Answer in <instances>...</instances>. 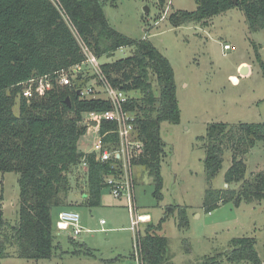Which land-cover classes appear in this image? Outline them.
<instances>
[{
	"label": "trees",
	"instance_id": "obj_1",
	"mask_svg": "<svg viewBox=\"0 0 264 264\" xmlns=\"http://www.w3.org/2000/svg\"><path fill=\"white\" fill-rule=\"evenodd\" d=\"M117 1L0 0V172L19 173L20 186L18 222L8 224L0 211V257L12 255L7 248L13 246L19 258H51L58 246L56 222L59 212L67 206L73 169L87 163L84 197L89 206L101 204L102 191L107 187L105 177L119 172L116 160L101 162L95 153L79 147L88 129L82 123L84 115L111 108L104 99L82 100L78 96L77 88L95 75H86L81 83L75 79L74 85L55 82V72L81 64L86 58L75 32L99 59L113 55L121 47H133L130 55L103 61L101 68L115 88L134 95L128 107L136 114L138 138L145 143L144 152L134 164L148 171L155 184L154 195L163 197L161 168L167 152L160 125L177 124L181 118L175 73L168 58L148 38L135 40L111 25L105 4L116 7ZM166 2L157 0L161 11ZM196 3L195 10L170 13V24L208 25L213 16L237 8L245 13L251 31L264 29V0ZM261 64L264 68V62ZM46 75L55 87L41 96L25 98L24 84ZM17 101L19 114L13 110ZM115 128L114 123L102 122L100 133ZM105 138L114 140L116 134ZM201 138L205 140L208 181L221 170L227 151L233 157L225 174L227 187L206 190L203 205L207 212L228 202L239 205L242 201L264 199V170L246 177L245 161L257 141L264 142V122L210 123ZM174 208L179 209V227L187 226V207L183 206L167 207L162 221L169 219ZM54 209H58L56 219ZM160 228L161 225L148 224L140 236L144 264H174L169 255V238ZM255 243L253 237L234 238L231 248L220 257L226 255L230 263L263 264ZM204 264H223V260L209 257Z\"/></svg>",
	"mask_w": 264,
	"mask_h": 264
},
{
	"label": "rangeland",
	"instance_id": "obj_2",
	"mask_svg": "<svg viewBox=\"0 0 264 264\" xmlns=\"http://www.w3.org/2000/svg\"><path fill=\"white\" fill-rule=\"evenodd\" d=\"M196 8V0H167L164 11L157 0H118L116 7L105 4L114 28L135 40L148 38L168 58L175 73L181 118L177 124L160 125L167 152L161 168L162 199L154 195L155 184L148 171L134 166L136 213H131L126 200L114 198L107 187L102 191L101 204L89 206L84 197L87 169L77 167L70 173L72 188L64 208L80 213L83 231L74 236L72 230L56 228L58 246L51 258H19L9 246L12 255L0 257V264H134L131 255L137 235H143L148 224L161 225L159 231L169 238L174 264H204L209 257L220 258L223 264H251L230 263L226 255L220 257L237 237H253L264 264V199L239 205L228 202L207 212L203 205L206 190L227 187L225 174L233 157L227 151L221 170L208 181L205 140L201 138L210 123L264 122V29L251 31L245 13L237 8L213 16L208 25L170 24V13ZM132 51L133 47L124 46L99 61L122 58ZM243 66L246 73L241 72ZM85 84H95L98 89L94 77ZM13 110L19 114L18 101ZM97 138L96 131H87L79 140L80 149L91 152ZM245 161L246 177L264 170L263 141H257ZM19 195V173L0 172V211L10 225L19 220ZM171 206L187 207V226L179 227L178 208L171 209L169 219L162 221ZM57 213L54 209L55 219ZM138 214H148L149 219L140 222L136 234L131 226Z\"/></svg>",
	"mask_w": 264,
	"mask_h": 264
},
{
	"label": "built area",
	"instance_id": "obj_3",
	"mask_svg": "<svg viewBox=\"0 0 264 264\" xmlns=\"http://www.w3.org/2000/svg\"><path fill=\"white\" fill-rule=\"evenodd\" d=\"M75 34L86 58L81 64L55 72V82L61 86L74 85L75 79H77L78 83H81L86 75H90L89 71L92 75H95V79L98 81V89H95V84H84L77 88L78 96L82 100L104 99L110 102L111 108L105 111L86 113L82 119V123L87 125V131L94 130L98 134V138L94 142V147L91 151L96 154L97 159L101 162L116 160L115 164L119 168V172L118 174L106 176L105 183L111 195L121 201L126 200L127 206L131 213L134 214L137 211L134 195L136 174L134 161L140 157L145 149L144 141L138 138L135 123L136 114L128 107V103L134 95L123 89L115 88L109 82L101 68L99 58L79 38L76 32ZM229 47V44L224 45L225 49H229ZM79 75L81 76L80 78H78ZM54 87L55 83L48 75L37 79L33 78L24 84L23 95L30 100L34 95L41 96ZM102 122L114 123L116 128L106 131L105 134H101ZM113 133L116 134V139L105 138ZM82 166L86 169L87 163L83 162ZM146 217L149 219L148 214H138L136 215V219L132 221L131 229L136 234L139 232L138 226L140 222L148 220L145 219ZM104 223L105 220H101V224ZM56 226L58 230H72L74 236L83 231L81 216L76 210H61L58 214ZM140 236L141 234L137 235L134 253L131 255L134 264H144L141 258Z\"/></svg>",
	"mask_w": 264,
	"mask_h": 264
},
{
	"label": "water",
	"instance_id": "obj_4",
	"mask_svg": "<svg viewBox=\"0 0 264 264\" xmlns=\"http://www.w3.org/2000/svg\"><path fill=\"white\" fill-rule=\"evenodd\" d=\"M234 2L236 3L237 0H234ZM147 12H149V9H147ZM108 56L111 57V56H112V53L109 54ZM246 71H247V67L243 66L242 69H241V72H242V73H246Z\"/></svg>",
	"mask_w": 264,
	"mask_h": 264
},
{
	"label": "bare ground",
	"instance_id": "obj_5",
	"mask_svg": "<svg viewBox=\"0 0 264 264\" xmlns=\"http://www.w3.org/2000/svg\"><path fill=\"white\" fill-rule=\"evenodd\" d=\"M145 219H148L147 217Z\"/></svg>",
	"mask_w": 264,
	"mask_h": 264
}]
</instances>
